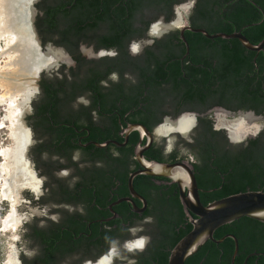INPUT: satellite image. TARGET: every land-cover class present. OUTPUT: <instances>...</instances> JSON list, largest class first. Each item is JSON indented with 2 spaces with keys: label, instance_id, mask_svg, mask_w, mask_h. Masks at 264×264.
<instances>
[{
  "label": "trees",
  "instance_id": "1",
  "mask_svg": "<svg viewBox=\"0 0 264 264\" xmlns=\"http://www.w3.org/2000/svg\"><path fill=\"white\" fill-rule=\"evenodd\" d=\"M180 1L40 0L36 4L39 11L35 26L42 43L52 42L67 48L75 60V65L67 67L64 64L58 73L45 74L40 79L42 93L35 102L31 118L40 140L35 154L40 160L43 154H49L48 159L42 161L46 173L54 175L58 159H53V155L71 160L72 154L80 148L73 142L75 135L79 137L78 130L87 126L92 137L101 135L102 130L92 116L99 106L106 111L120 109L123 114L134 110L137 119L153 127L166 114L176 116L185 110L206 111L214 104L209 99L212 94L231 89V97H222L220 102L264 113V49L254 51L237 38L209 39L200 32L186 30L191 51L185 60L179 58L186 47L178 32L157 41L139 58L130 56V41L144 36L150 23L160 15L171 19L175 14L174 5ZM191 21L194 26L207 25L213 33L241 30L258 44L264 38V0H200ZM82 44L92 45L96 51L116 49L118 54L90 59L81 52ZM114 72L120 76L118 82L110 78ZM128 73L131 78L126 76ZM103 81H108L109 86ZM217 84L219 88L215 89L213 85ZM80 97L91 102H79ZM200 124L203 130L198 136L204 139L203 154L205 152L200 168L211 170L202 185H221L220 174L206 162L212 153L220 154L221 164L227 165L221 166L222 171L229 170L228 165H231L227 182L207 199L215 200L249 189L264 190V131L247 143H231L229 153L217 141L221 132L213 130V119L200 117ZM80 150L83 157L87 153L94 160L101 159L96 151ZM87 175L94 177L102 173L95 170ZM61 186L62 199H72L76 204L80 201L91 209L96 207L93 205L95 197L96 203L104 204L105 198L95 195L92 189L78 196L74 193L77 189ZM78 216H70L75 232L53 221L46 227H40L38 221L31 225L30 237L39 245V253L30 259V264H61L65 257L73 256L81 242L89 239L75 237L80 229L86 228L85 223L79 226ZM229 231L239 239L236 264H243L252 252L261 255L251 256L247 264H264L263 221L244 216L220 226L215 237L220 238ZM234 250L233 238L220 244L208 241L186 263L231 264Z\"/></svg>",
  "mask_w": 264,
  "mask_h": 264
},
{
  "label": "flooded vegetation",
  "instance_id": "2",
  "mask_svg": "<svg viewBox=\"0 0 264 264\" xmlns=\"http://www.w3.org/2000/svg\"><path fill=\"white\" fill-rule=\"evenodd\" d=\"M199 1L182 0L174 5L175 14L171 19H167L163 14L153 20L144 36L130 41L128 45L130 56L139 58L157 41L169 37L173 32H178L186 47L185 52L179 58L185 60L191 51L190 43L185 35L186 30H193L191 27L204 28L211 35L225 32L213 33L209 31L205 24L193 25L191 16L194 14ZM177 12H182L184 18L182 19L177 15ZM179 19L183 22H180ZM160 21L169 25V28L162 33H156L153 31V26ZM182 29H184V32H182ZM200 33L209 39L221 37H209L203 32ZM221 38L231 39L228 37ZM177 42H179V39H177ZM100 50H106L108 53L105 55L118 54L116 49ZM111 51L112 53H110ZM126 76L128 78L132 77L129 73ZM110 78L113 82H118L120 76L117 72H114ZM103 84L109 86L108 81H103ZM213 87L217 89L219 85H213ZM222 97H231V89L218 90V92L212 94L209 99H212L211 102L214 104L206 111L185 110L176 116L166 114L163 116L162 121L153 127H149L144 121L137 119L135 113H133L134 110H128L124 114L121 113L120 109L114 111L102 110V106L93 110V119L100 126L101 135L105 138L101 139V135L92 137L91 129L86 126L78 130L79 137L75 135L73 142H77L80 148L96 151L101 159L94 160L87 153L83 157V152L78 148L72 154L71 160L63 155L52 156L53 159H58L54 175H49L45 172V167L42 168L46 178H51L52 181L47 184V193L43 195L40 191L37 193V202L41 205L52 204V208L49 209L51 212L46 214L48 216L44 219L47 224L41 225L39 223V226L46 227L49 225V221H53L62 223L64 229L75 232L76 229L74 223L70 222V216L78 214L79 226L85 223L86 228L80 229L75 237L89 238L81 242L80 248L73 253V256L65 257L61 264H169L174 246L192 229V218H196L197 214L183 203L181 186L176 177L164 174L139 173L133 178L134 189L140 195L137 196L133 194L130 187V176L134 172L142 170L144 168L143 163L146 161L186 162L192 167L196 176L202 203L207 205L214 201V199L207 198L211 197L227 182L226 175L230 173L231 165H228L229 170L222 171L223 167L221 166L227 165L221 164L220 154L212 153L206 162L212 170L216 169V172L220 174L221 185L217 187L202 185V180L207 178L208 174H211V170L205 168L201 170L200 168L205 155V152L203 154L204 139L198 136L199 132L203 130L200 117L209 116L213 119V130L221 132L217 137V141L229 153H231V143H247L249 139L255 138L264 131V113H258L254 109L241 106L231 107L230 102H220ZM90 102L86 99V103ZM249 112H254L256 116L261 117L248 118L250 120H248V123L253 121L257 128L245 136L257 132L256 135L248 138H244L245 136L241 138L232 137L231 124ZM190 113L196 114V116H194L193 123L188 126V128L191 127L188 135L183 134L182 130L179 129L172 130L170 134L161 129L167 117L178 121V116ZM232 118L234 120H231ZM137 123L144 124L151 134L149 135L139 129H133L128 134L127 129L129 126ZM159 130L164 136L162 141L158 139ZM84 131H87V133L82 134ZM171 134L176 135L175 143L166 137ZM98 148L100 151H97ZM140 150H142L143 160L139 158ZM95 170H99L102 175L94 177L87 175L92 174ZM66 173H69L68 176L64 175ZM88 181H91V183H88ZM61 185H68L72 190L77 189L74 193L78 196L82 195V192L86 189H92L95 195L105 198L104 204L96 203L97 198L95 197L93 205H96V207L91 209L85 207L84 203L80 201L76 204L72 199L68 201L62 199ZM98 191L100 193L97 194ZM189 191V187L186 186L185 192L188 193ZM65 222L68 223L65 224ZM188 229L189 231L186 232ZM229 234H231V231L220 238L215 237L219 241L207 240L192 255L197 253L208 241L220 244L226 241L227 238H232L228 236ZM141 240L144 242L143 248L136 247L137 242ZM254 255L261 254L260 252L250 253L243 264L245 262L247 264L248 259ZM187 259L185 264H187ZM231 264H233L232 257Z\"/></svg>",
  "mask_w": 264,
  "mask_h": 264
},
{
  "label": "bare ground",
  "instance_id": "3",
  "mask_svg": "<svg viewBox=\"0 0 264 264\" xmlns=\"http://www.w3.org/2000/svg\"><path fill=\"white\" fill-rule=\"evenodd\" d=\"M32 0H0V37L6 39V47H0V56L6 55L7 69L0 72V86L4 87V93L0 94V101H7L10 107L11 124L10 130L13 137L12 147L4 150L7 156L5 169L9 173L8 187L13 195V208L9 215V224L16 229L22 221V216L16 207L20 203V190L30 187L37 193L40 191L41 181L32 170L30 161L26 158V149L31 140L30 131L22 123L24 105L33 92V84L27 82L36 76L43 67L52 66L60 59H69L62 51L49 49L48 53L41 52L37 34L32 25L33 8ZM162 21L153 26L156 33L167 28ZM253 116L245 114L233 123L231 135L241 138L249 133L252 125L248 123ZM193 114H184L176 125L163 124L161 129L168 133L171 130L186 132L188 126L193 123ZM249 120V121H248ZM252 124V123H251ZM254 128V127H253ZM7 264H20L16 245L11 246Z\"/></svg>",
  "mask_w": 264,
  "mask_h": 264
},
{
  "label": "rangeland",
  "instance_id": "4",
  "mask_svg": "<svg viewBox=\"0 0 264 264\" xmlns=\"http://www.w3.org/2000/svg\"><path fill=\"white\" fill-rule=\"evenodd\" d=\"M39 1L40 0H36V2L34 3V6L37 9L33 19L34 26H35V19L39 11L36 4ZM177 15H179L182 19L184 18L182 12H177ZM179 20L180 22H183L181 19ZM35 33L38 35V41L40 42L39 46L41 52L48 53L46 47L48 46L49 43H47L46 45L42 43L37 28ZM53 45L55 46L54 48L56 50L62 51L66 55L68 54L69 56H71V59H60L58 61L59 62L58 65L53 67L51 70H42L38 72L36 76L32 77L29 80L27 79L26 83L31 81L34 88H33V92L30 95V98L27 100L26 104L24 105V114L22 117V123L30 131V135H31V140L26 149V158L28 161H30L32 170L35 172L37 178L41 181V185H40L41 195L47 193V184L52 180L51 178L47 179L46 176L43 174V170H42V168L44 167L42 161L43 160L46 161L48 159L49 157L48 154H43L41 158L42 160L38 159V157L35 154V146L40 142V140H38V133L34 127V120L31 118V116L34 113L35 102L40 98L42 93V88L40 86V79L45 74L51 76L54 73H58L62 69L64 64H66L67 67L75 65L74 62L75 60L73 59L70 51L67 48L55 44ZM0 47L3 48L6 47V39L4 37H0ZM81 52L83 53L84 56L90 59L100 58L99 56L100 50L96 51L92 45L82 44ZM110 53H112V51ZM8 60H9L8 56L6 55L0 56V72L2 70L7 69L6 62ZM2 93H4V87L0 86V94ZM79 102L86 103V98L80 97ZM10 110L11 109L6 100H4L3 102L0 101V264H7L10 256L11 246L14 244L16 245L20 264H30V259H32L36 254L39 253V245L36 244L30 237L31 225H33L36 221H38V223H40L41 225H46L47 223L44 219L48 216V215L46 216V214H49L51 212L49 209L52 208V204H47V203L46 205L39 204L37 202L38 201L37 193L31 190L29 186L23 187L20 190L21 201L20 203L16 204V207L18 208V212L22 216V221L19 223L16 229H13L9 224L8 218L13 208L14 198H12L13 195L8 187V182L11 176L5 169L7 156L5 155L4 150L6 148L12 147L14 143L11 130L9 127L11 124ZM180 116H178L177 118H180ZM231 120H234V118H232ZM237 121L233 123H236ZM250 125H252L251 128L249 129L250 132H252L253 129L257 128V125H255L253 121L252 124L250 123ZM166 137H168V140L173 141V143L176 142L175 140L176 135L171 134L170 136L168 135ZM163 138L164 136L163 134H161L159 130L158 132L159 141H162ZM68 174L69 173H66L64 175L68 176ZM24 258H26V261L24 260Z\"/></svg>",
  "mask_w": 264,
  "mask_h": 264
},
{
  "label": "water",
  "instance_id": "5",
  "mask_svg": "<svg viewBox=\"0 0 264 264\" xmlns=\"http://www.w3.org/2000/svg\"><path fill=\"white\" fill-rule=\"evenodd\" d=\"M35 2L36 0H32L31 2L33 8V15L31 20H32L33 28L36 32V28L34 26V20H33L34 14L37 11L36 7L34 6ZM168 28L169 26L166 29H164L162 32L168 30ZM191 29L195 31L203 32L209 37L221 36L228 38H239L240 41L243 43V45L250 50L260 51L264 49V38L258 44H255L241 31H235L232 33L220 32L211 35L204 28L191 27ZM182 32H184V29H182ZM54 47L55 46L53 45V43L50 42L46 47V49L47 51H49V49H54ZM107 53L108 52L106 50H100L99 56H103ZM68 58L71 59V56L68 55ZM58 63H55L49 67H43L40 71L51 70L53 67L57 66ZM246 114L251 115L254 118L261 117V116H256L254 112H249ZM193 115L196 116V114ZM176 121L173 120L171 117H167L164 123L165 124L172 123L173 125H176L175 123ZM133 129H139L140 131L147 132L149 135L151 134L149 129L142 123L131 124L127 129L128 134ZM190 129H188L186 132H183V134L188 135ZM171 132L172 130L168 131V134H170ZM256 133L257 132L249 134L244 138L254 137ZM126 138H128V136H126ZM139 158L143 160L142 150L139 151ZM143 166L144 168L142 170L136 171L130 176L129 182L133 194L140 196L135 191L133 185V178L139 173L164 174V175L174 176L179 180L182 191L183 203L186 206H189L197 214L196 218H192V223H193L192 229L185 236H183L174 246L170 256L169 264H185L186 259L190 255H192L207 240L212 239L214 241H219L215 238L214 233L220 226L226 223L233 222L244 216L255 218L264 222V190L249 189L246 191H241L224 196L222 198L210 202L207 205H204L200 199L196 176L192 170V167L188 163L186 162L165 163L159 161H146L143 163ZM186 186H188L190 189L188 193L185 192ZM33 191L36 192L35 190ZM228 236H231L235 240V250L232 256V263L235 264V257L237 256L239 251V241L235 234L231 233ZM244 264H246V262Z\"/></svg>",
  "mask_w": 264,
  "mask_h": 264
},
{
  "label": "snow or ice",
  "instance_id": "6",
  "mask_svg": "<svg viewBox=\"0 0 264 264\" xmlns=\"http://www.w3.org/2000/svg\"><path fill=\"white\" fill-rule=\"evenodd\" d=\"M143 245H144V242L141 240V241H138L135 246L138 248H143Z\"/></svg>",
  "mask_w": 264,
  "mask_h": 264
}]
</instances>
